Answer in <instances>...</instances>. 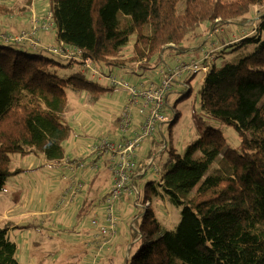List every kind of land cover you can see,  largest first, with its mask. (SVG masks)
<instances>
[{"label":"trees","instance_id":"trees-1","mask_svg":"<svg viewBox=\"0 0 264 264\" xmlns=\"http://www.w3.org/2000/svg\"><path fill=\"white\" fill-rule=\"evenodd\" d=\"M47 1L48 11L38 21L51 13L57 40L78 47L105 73L114 67L126 68L128 62L135 61L148 68V63L154 59L157 63L167 48L183 50L186 37L201 25L211 28L216 20H242L234 23L254 20L252 5L264 4V0ZM23 30L26 28L12 34ZM41 30L45 31L39 29L36 34ZM131 39L130 56L127 49ZM211 39L215 40L211 37L206 41ZM234 39L220 38L225 45L217 50L226 46L232 50L241 47L252 50L237 62L218 67L214 56L208 70L197 73H201L202 81L201 110L232 127L240 142L232 147L219 129L207 127L183 154L170 148L169 167L158 180L145 183L140 206L143 211L132 232L139 248L125 264H264V14L245 35ZM28 49L27 42L0 44V191L5 190L8 178L26 170L11 167V154L40 152L48 160L63 157V142L70 127L62 122L61 111L67 102L69 85L84 90L91 103L112 87L89 80L86 73L78 70L63 77L56 69L79 61L67 60L62 64L52 53L55 58L45 56L42 49L35 50L36 53ZM190 92L188 88L179 100L187 98ZM177 117L176 112L171 123ZM119 134L117 139H106L120 141ZM94 146L91 153L109 159V154L93 150ZM162 146L166 148L165 143ZM138 149L133 156L134 185L139 164L145 158H138ZM70 160L82 163L77 172L98 169L95 161L87 168L81 157ZM110 188L103 197L104 204ZM82 189L83 182L80 193ZM163 198L181 208L180 221L174 230L162 231L161 222L151 208L153 200ZM92 202L86 197L82 211ZM12 225L6 220L0 226V264H19L17 246L8 236ZM15 227L36 228L37 224L30 221ZM93 239L99 246L103 242V236L93 235Z\"/></svg>","mask_w":264,"mask_h":264},{"label":"rangeland","instance_id":"rangeland-1","mask_svg":"<svg viewBox=\"0 0 264 264\" xmlns=\"http://www.w3.org/2000/svg\"><path fill=\"white\" fill-rule=\"evenodd\" d=\"M229 1L232 0H227V2ZM34 8L38 11L36 12ZM252 9L254 20L239 23L233 22L235 20L242 21L238 18L222 22L216 20L215 23H212L211 28L207 24L201 25L193 33L195 38L193 34L186 37L182 43L183 50L167 48L157 63L156 59L148 63V68H142L139 61H135L128 62L127 70L114 67L109 72L122 76L131 83L135 81L157 82L160 77L158 71L174 67L179 61L186 62L201 58L202 54L206 52L207 46L214 42H216L213 52L215 66L235 63L249 53L252 48L241 47L232 50L231 47L226 46L219 51L217 47L221 48L222 45H225L220 38L223 37L225 40L235 38L234 40H237L239 36L245 35L253 24H257L259 17L264 14V4L252 5ZM47 11V0H0V31L12 33L16 28L26 27L27 29L30 27V18L33 14L32 19L35 22L41 12L46 13ZM200 33L202 35L198 36ZM211 36L215 40L203 41L205 37L208 40ZM33 41L36 43L35 38L32 42H27L30 48L28 50L32 53H36L37 49H42L44 51L41 52L45 56L56 57L62 64H66L67 60H73L65 58V50L53 52L41 47V43V46H38ZM60 42L63 41L57 43L56 39H52L51 44L46 46L57 45V48ZM2 43L6 42L0 41V44ZM127 53L130 56L133 54V39L130 41ZM141 61L145 64L143 59ZM93 66L99 69L95 64ZM77 70L86 73L89 80L97 81V79H91V72L79 62H75L67 68L60 67L56 69V72L67 77ZM142 70L146 71L141 75L136 74ZM102 85L106 86L108 82H102ZM201 85V73L191 77L187 72L172 83L171 90L166 97L164 112L171 117L177 112V120L173 123L171 121L161 123L160 128L158 127L153 135L141 141L140 147H137L143 156H147L149 153L151 156L142 157L144 159L139 164L140 171L145 173L135 179L136 192L138 193H125L115 204L117 217L115 233L111 241L103 246H99L93 239L96 227L92 220L97 219L99 222L104 220L106 208L103 197L109 187L108 179L110 177L107 170H109L110 164L107 157H97L95 153H91L90 149L91 146L98 143L101 137H113L120 133L116 121L127 102V92L121 86L110 87L101 99L91 103L88 100L89 95L84 90H78L69 85L66 88L68 98L61 111V120L70 127V130L68 138L63 142L64 155L59 160L81 157L87 168L95 161L98 169L91 172L93 174L99 172L103 179L98 182L93 180L90 185H87L86 180L79 178L83 182L82 192L76 195V200L73 203L58 208L56 204L67 181L70 180L72 172L64 165H53L50 161H46L42 154L10 155L12 168L26 170L11 176L6 181L5 188L11 194L8 199L0 200V214L4 216L11 214L10 216L13 217V214L23 213L18 219H24L33 214L32 211L40 212L34 219L31 220L32 216H29L19 223L28 224L30 221H35L36 228H16L9 234L10 239L17 246L16 257L19 264H125V260L129 259L139 248V243L132 239V232L138 226L139 215L143 211L140 206L143 205L145 183L158 180L162 172L169 167L167 159L170 148L173 147L177 153L183 154L186 147L193 143L207 127L219 129L226 143L232 147H237L240 142L237 132L232 127L221 124L201 110ZM188 88L191 91L190 95L179 100ZM134 117H140L138 112L136 115L134 114ZM134 124H132V128ZM164 143L166 148L163 149ZM76 176L78 177L77 173ZM86 190L89 191L88 198L93 202L85 211H82ZM7 206L11 210L4 209ZM151 208L161 222L162 231L176 228L181 217L179 206H175L163 198L162 200H153ZM24 213L25 216H23ZM3 220L5 221V219ZM12 220L16 222L17 218H12ZM4 221L2 222L4 223ZM2 222L0 219V226L3 224Z\"/></svg>","mask_w":264,"mask_h":264},{"label":"built area","instance_id":"built-area-1","mask_svg":"<svg viewBox=\"0 0 264 264\" xmlns=\"http://www.w3.org/2000/svg\"><path fill=\"white\" fill-rule=\"evenodd\" d=\"M49 17V18H48ZM29 30H23L19 34L14 35L10 33L0 32V39L5 42H32L36 39V45L41 46L36 38V33L39 29L49 30L53 23L51 21V13L46 15L43 21L39 22L38 19L31 22ZM57 45L41 46L45 49L55 52V50H65V58L77 60L82 63L84 68L91 72V79H105L112 87H123L127 92V102L118 115L117 121L119 131L121 132L120 141H110L104 138L100 144L93 147V150L99 149L101 153L109 154V170L112 173L113 183L110 188L109 194L105 197V214L103 222L93 219V225L96 227L94 237L103 236V242L100 246L107 244L116 227V216L114 212L115 203L119 200L124 193H138L136 187L132 183L133 170L136 167L133 156L135 150L139 147L144 138L153 135L156 129L161 126L163 122H170L173 117L165 114L164 109L166 106V97L171 90L172 83L181 78L182 74L206 72L214 58L211 50L205 53L201 58L192 61H179L174 67H167L161 71L159 81H138L131 83L122 76L115 73L105 72L96 69L93 66V61L89 57L82 55L78 47L66 45L60 42ZM37 48V47H34ZM137 109L141 122L138 129L132 128V124L137 120L134 117L133 111ZM53 165H64L72 172L70 180L67 181L63 188L62 194L56 206H67L76 200V195L80 193L82 182L76 176V168L81 167L82 163L79 161H71L66 159L64 161L53 160Z\"/></svg>","mask_w":264,"mask_h":264},{"label":"crops","instance_id":"crops-1","mask_svg":"<svg viewBox=\"0 0 264 264\" xmlns=\"http://www.w3.org/2000/svg\"><path fill=\"white\" fill-rule=\"evenodd\" d=\"M35 10H36V12L38 11V9H36V8H34ZM32 10H33V8H32ZM41 11V10H40ZM39 11V12H40ZM34 15V14H33ZM33 15H32V17H33ZM42 15H43V12H41V14L38 16V18H40V17H42ZM32 17L30 18V23H29V25L31 24V22H32ZM18 26V25H17ZM17 26H15V27H17ZM21 26H23V25H21ZM22 28V27H21ZM23 28H26V27H23ZM17 30L18 29H20V28H16ZM16 29H14L15 31H17ZM37 35V34H36ZM212 36H213V34H212ZM211 36V37H212ZM36 38L38 39V41L42 44V46H46L47 44H51L50 42H51V40L52 39H56V42L58 43L59 42V40H57V38H56V34H55V31L52 29V28H50L49 30H46V31H39V33H38V35L36 36ZM0 41H2V40H0ZM204 42L206 41V37H205V40H203ZM196 43V42H195ZM216 42H214V43H210L208 46H207V50H206V52H204L202 55H204L205 53H207V52H209V51H211V50H215L214 49V44H215ZM56 44V43H55ZM194 44V43H193ZM217 48H219V47H217ZM209 50V51H208ZM125 70H127V68H125ZM159 73H161V71H158ZM143 72H140V73H136L137 75H141ZM97 81L100 83V84H102V82H106V80L105 79H101V80H98L97 79ZM159 81V79L157 80V82ZM134 114L136 115L137 114V110H135L134 111ZM136 120H137V122L133 125V128L134 129H137L138 127H139V124H140V122H141V117H139V118H137L136 117ZM119 136H120V134H116V135H113V137H110V138H114V139H117V138H119ZM138 158L140 159V157H146V156H143L141 153H139L140 151H139V149H138ZM38 154H40L41 155V153L40 152H38L37 153V155ZM44 157V156H43ZM12 162V161H11ZM108 171V173H109V179H108V181H109V187H108V189L110 188V186H111V184H112V177H111V174H110V172H109V170H107ZM143 173H145V172H143L142 170L141 171H139L135 176H141ZM77 175H78V178H80V179H84V180H86V182H87V185H90L91 183H92V181L93 180H97V182L98 181H101L103 178H102V174H100L99 172H96V173H92L91 171H86V172H77ZM136 177V178H137ZM135 178V179H136ZM94 181V182H95ZM108 191V190H107ZM107 191H106V193H107ZM105 193V194H106ZM10 194H11V192H9V191H7L6 190V188H5V190L4 191H0V200L1 201H3V200H5V199H8L9 198V196H10ZM85 198L87 197H89V191H87L86 190V192H85ZM7 208H9V206H7V207H5L4 209H7ZM3 209V210H4ZM9 210H11L10 208H9ZM32 213L33 214H30L29 216L31 217V216H33V215H35V217H37V215H39L40 214V212H38V211H32ZM22 214L23 213H18V214H13V217L12 216H10L11 214H8V215H6V216H4V215H2V214H0V219H1V222L2 221H4L3 219H5V221L6 220H9V221H11L12 222V226L10 227V229H9V231H8V236H9V234H11L12 233V231L14 230V229H16V227L15 226H17L22 220H26L29 216H27V217H25L24 219H18L19 217L21 218V216H22ZM15 215H18V216H15ZM26 214L24 213V215L23 216H25ZM12 218H17V221L16 222H13V220H12ZM4 221V222H5ZM3 223V222H2ZM44 223V222H43Z\"/></svg>","mask_w":264,"mask_h":264},{"label":"bare ground","instance_id":"bare-ground-1","mask_svg":"<svg viewBox=\"0 0 264 264\" xmlns=\"http://www.w3.org/2000/svg\"><path fill=\"white\" fill-rule=\"evenodd\" d=\"M46 161H50V162H51V161H53V160H48V159H46ZM46 161H45V163H46Z\"/></svg>","mask_w":264,"mask_h":264}]
</instances>
